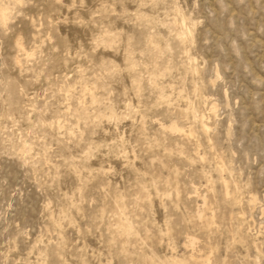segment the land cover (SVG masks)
Listing matches in <instances>:
<instances>
[{
  "label": "rangeland",
  "instance_id": "obj_1",
  "mask_svg": "<svg viewBox=\"0 0 264 264\" xmlns=\"http://www.w3.org/2000/svg\"><path fill=\"white\" fill-rule=\"evenodd\" d=\"M0 10V264H264V0Z\"/></svg>",
  "mask_w": 264,
  "mask_h": 264
},
{
  "label": "bare ground",
  "instance_id": "obj_2",
  "mask_svg": "<svg viewBox=\"0 0 264 264\" xmlns=\"http://www.w3.org/2000/svg\"><path fill=\"white\" fill-rule=\"evenodd\" d=\"M0 16L3 17V18H5V17H6V14H5L3 11L0 10ZM21 46H22V45H21ZM18 47H19V46H18ZM22 49H23V48H22ZM212 107H213V106H212ZM213 108H214V107H213ZM202 119H203V118H202ZM201 125H202V128H203L202 130L207 131V129H208L207 127H208V126H207V123H206V119L203 120V123H201ZM251 201H252V200H251ZM251 201H250V202H251ZM254 201H255V200H253V202H254ZM253 202H251V203H253Z\"/></svg>",
  "mask_w": 264,
  "mask_h": 264
}]
</instances>
